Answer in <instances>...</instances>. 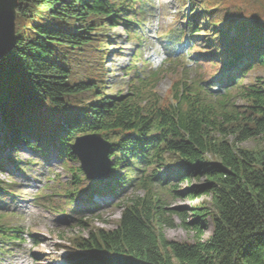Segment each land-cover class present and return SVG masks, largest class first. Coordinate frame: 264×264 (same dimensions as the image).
Returning <instances> with one entry per match:
<instances>
[{"label":"trees","instance_id":"obj_1","mask_svg":"<svg viewBox=\"0 0 264 264\" xmlns=\"http://www.w3.org/2000/svg\"><path fill=\"white\" fill-rule=\"evenodd\" d=\"M148 1H18L17 44L0 61V152L25 145L40 157L55 151L68 163L78 161L71 145L79 135L97 132L111 143L107 181L85 184L78 166L71 169L67 189L58 190L75 212L82 207L91 212L96 195L122 198L113 203L122 212L112 229H87L91 217L79 219L89 233L74 240L71 264H264V150L239 146L264 137V78L244 82L252 71L264 70V19L254 26L236 19L254 14L238 3L220 19L222 4L215 10L210 0H201L205 10L196 12L191 0L192 13L177 17L178 39L170 49L180 55L174 61L184 73L159 67L144 74L135 64L137 52L124 69L131 74L127 91L109 94L104 75L109 50L101 46L110 41L105 28L122 26L129 41L139 40ZM200 17H208L209 33ZM64 49H85L91 62L86 77L72 78ZM184 55L196 63L193 80L180 62ZM170 71L176 77L163 99L157 84ZM27 161L4 155L0 173H11L9 166L23 171ZM192 179L204 182L189 197L211 196L213 208H193L190 220L164 195L179 196L177 183ZM13 186L0 179V192H12ZM130 186L134 195L124 197ZM172 214L193 230L194 241L165 236L164 227L174 226ZM208 219L213 229L205 238L201 222ZM22 234L0 213V254L5 244L25 241Z\"/></svg>","mask_w":264,"mask_h":264},{"label":"rangeland","instance_id":"obj_2","mask_svg":"<svg viewBox=\"0 0 264 264\" xmlns=\"http://www.w3.org/2000/svg\"><path fill=\"white\" fill-rule=\"evenodd\" d=\"M188 1H186L187 3ZM243 8H247L254 14L244 15V17L236 18L244 19L250 26L259 24L264 19V0H210V6L218 8L217 4H222L217 12H220L219 18H226V10L231 5L238 4ZM198 5L196 12L205 10L203 1L195 0ZM208 10V9H207ZM214 10V12H215ZM230 10V9H229ZM227 10V12L229 11ZM209 11V10H208ZM190 4L183 5L182 0H150L148 1L145 13L143 14V26L139 29L141 40H131L126 36L122 26L112 28L107 27L106 35L110 37L109 43H102L101 46L108 47L109 54L104 59L106 68L105 92L116 94L119 91L125 93L128 89L130 75H126L124 69L132 62L133 54L139 50V59L136 61V67H140L144 73H149L152 69L163 67L164 69H175L178 75L184 73V67L176 66L175 63L166 60L167 51L175 44V39L178 36V30H174L176 19L179 13L190 14ZM259 16V19L256 17ZM233 19V18H232ZM200 24L210 32L212 26L208 22V17L203 20L199 18ZM211 26V27H210ZM167 34L170 43L167 40H161V35ZM201 35H205L203 32ZM203 41V39H201ZM204 42V41H203ZM201 48H205L204 44H200ZM65 56L68 65L72 69V78L77 81L81 77H86L91 62H87L88 56L85 55V49L81 51L64 49L61 51ZM192 54L194 51L191 52ZM89 54V53H87ZM180 56V55H175ZM192 56L188 58L186 55L182 57L181 63L186 66V77L193 80L195 74V61H192ZM175 58V57H172ZM143 61L145 62L142 66ZM171 72V71H170ZM163 75L157 84V91L163 99H165L171 90L176 74L171 72ZM264 78V70L257 69L252 71L244 82L248 83L255 77ZM168 99H172L168 96ZM241 102V100H238ZM0 142L2 136L0 135ZM239 146L245 149L254 151L264 150V137L252 138L239 143ZM17 152L14 149L7 148L0 152V161L4 159V155H17L22 161L30 160V165L24 168L23 171L13 170L9 166L8 172L0 173V179L5 183H12L13 189L16 191L12 196L4 195L0 200L2 206L0 213L7 217L8 223L12 226H19L24 230L25 241L23 243L10 244L6 251L0 255V264H71L72 247L75 245L74 240L77 238H86L89 229L95 227L112 229L120 219L122 206L113 205L114 202H122L120 196H109L104 199H99L100 195H96V200L100 205L94 204L91 212L84 209L80 211H71L70 205L65 201L63 196L58 195V190L64 187L67 189L68 184L73 180L71 173L72 168L80 166L78 161H67L63 163L55 151L50 152L47 157H40L27 146H19ZM28 162V161H27ZM66 164V165H65ZM25 166V165H24ZM84 176V174H83ZM54 177H59L58 182H53ZM85 177V176H84ZM95 182L84 178V183L89 184ZM204 180L192 179L176 182L179 196L171 197L166 193L164 198L171 206L182 210L185 216L193 220L192 209L198 206L213 208L211 196H204L201 199H192L189 197L191 188L202 184ZM54 186V187H53ZM135 190L132 186L124 191V197H131ZM138 194H143L142 191H137ZM2 192H0V195ZM101 201V202H100ZM103 202V203H102ZM63 208V209H62ZM173 227H164L163 232L168 239L192 242L195 239L193 230H186L180 225V219L172 214ZM91 217V221L86 228L80 227L79 219ZM205 230L204 237L208 238L213 229L211 220L201 222Z\"/></svg>","mask_w":264,"mask_h":264},{"label":"water","instance_id":"obj_3","mask_svg":"<svg viewBox=\"0 0 264 264\" xmlns=\"http://www.w3.org/2000/svg\"><path fill=\"white\" fill-rule=\"evenodd\" d=\"M19 0H0V61L17 44V6ZM111 143L100 133H90L76 137L71 146L85 177L103 181L111 175Z\"/></svg>","mask_w":264,"mask_h":264}]
</instances>
